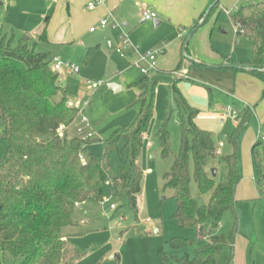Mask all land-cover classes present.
Returning <instances> with one entry per match:
<instances>
[{"label": "trees", "instance_id": "16d2710c", "mask_svg": "<svg viewBox=\"0 0 264 264\" xmlns=\"http://www.w3.org/2000/svg\"><path fill=\"white\" fill-rule=\"evenodd\" d=\"M217 6L218 2L205 18ZM231 19L236 34L246 37L252 45L251 59L231 69L248 70L264 79V0L240 6ZM196 29L194 25L190 33ZM38 39L46 41L45 31ZM36 46L37 42L16 38L13 31H5L0 24V120L4 123L0 137L7 142L0 162V251L19 259L16 264H74L81 253L64 229L76 224L74 213L79 205L103 201L115 150H118L120 165L118 175L111 178V198L122 199L137 220L143 178L138 156L142 136L152 117L156 80L144 75L133 85L138 90L136 101L140 110L130 125L117 128L103 140V154L99 158L88 147L92 140L83 141L76 134L69 136L78 109L73 102L69 105L70 93L57 82L58 72L51 68L52 56L37 51ZM94 49L89 48L87 54ZM176 81L171 90L183 129L179 151L170 171L163 176L164 189L175 190L172 197L177 208L173 217L178 225L196 229L197 236L206 242L192 256L176 257L161 249L160 264H216V256L226 249L230 261L238 233L235 225L227 237L214 230L225 212L234 211L236 189L241 180L236 134L248 121L250 109L238 116L230 136L234 151L219 158L226 175L215 182L207 170L209 160L217 156L212 136L195 125L197 110L186 103ZM149 88L151 95L147 99ZM166 126L165 121L158 131L162 155L170 152ZM60 127L63 128L61 135ZM251 157L256 168L258 199L262 201L264 142L252 145ZM191 175L199 192L210 194L205 204L189 195ZM187 243L181 237L169 240L174 250L186 247ZM0 264H4L2 260Z\"/></svg>", "mask_w": 264, "mask_h": 264}, {"label": "rangeland", "instance_id": "374dc122", "mask_svg": "<svg viewBox=\"0 0 264 264\" xmlns=\"http://www.w3.org/2000/svg\"><path fill=\"white\" fill-rule=\"evenodd\" d=\"M260 0H239L230 3L233 8L257 3ZM81 7L82 1L76 2ZM231 7V6H230ZM227 7L226 9H230ZM226 14L215 8L204 24L191 36L188 43H182L191 31L179 30L173 32L168 22L154 26L153 21H141V15L131 13L126 21L129 26L123 27L121 16L116 20L122 30L127 33L129 41L139 54L147 51H158L155 70L147 77L156 80L152 97V117L142 136L138 165L143 171L141 192L138 196L137 220L128 205L120 198H111V178L118 175L120 156L118 150L112 152L111 167L108 169V180L103 189L102 202H88L76 208L74 220L76 224L64 229L71 243L81 256L74 264H160L159 250L176 257L185 254L192 256L196 248L206 241L197 236L194 228H181L173 215L176 203L173 199L175 190L164 189L163 176L170 171L174 156L180 147L181 132L180 111L175 103L171 84L175 81L180 63L186 61L191 51H203L209 46L220 55L227 58L249 60L251 42L244 36L236 34L232 15L236 9ZM68 9L61 0H10V4L0 0V24L5 31H13L16 38L28 37L30 42H37V51L58 55L62 61L73 65V71L62 68L58 72L57 82L67 88L69 102L86 103L83 115L88 120L93 133L88 147L99 158L102 157L103 140L121 127L130 125L140 107L136 101L138 90L133 87L143 74L131 62L135 56L121 57L115 48L120 46L118 36L120 29L111 27L100 28L94 33L88 32L89 22L79 16L69 21ZM45 31L49 41L67 44H48L39 40V34ZM178 34V36H177ZM177 41L173 43V41ZM187 40V39H186ZM186 42V41H185ZM95 48L90 55L89 48ZM113 83L120 86L117 93L108 89ZM191 83V82H190ZM196 85V84H195ZM182 85L176 81L180 90ZM200 86V85H199ZM181 92V91H180ZM216 91L213 90V95ZM150 88L146 92L150 98ZM224 99V98H223ZM225 105L240 108L241 104L225 97ZM241 109V108H240ZM167 123L170 136V152L161 154V140L158 135L163 122ZM4 123L0 120V135ZM75 124L68 131L69 136L75 134ZM235 130L233 120L224 124L219 136L213 137L217 156L208 163V174L218 182L226 175V169L219 158L233 153L234 148L230 136ZM264 135V125L258 128L255 119L250 118L236 134V157L242 184H248V176L255 175L254 163L250 155L251 141H260ZM219 143L222 144L219 147ZM119 144L118 147H120ZM7 147V142L0 137V162ZM217 168L213 176L211 170ZM190 162V174L192 173ZM189 195L201 203H206L210 194H201L191 175ZM113 204L114 209L110 208ZM148 220V221H146ZM84 222V224H81ZM237 229L233 255L228 261V250H223L215 258L216 264H264V200H248L237 198L234 211L223 214L220 225L215 233L229 236ZM181 237L187 240V246L182 249H172L169 240ZM0 260L4 264H16L9 254H2Z\"/></svg>", "mask_w": 264, "mask_h": 264}, {"label": "crops", "instance_id": "0c3cea01", "mask_svg": "<svg viewBox=\"0 0 264 264\" xmlns=\"http://www.w3.org/2000/svg\"><path fill=\"white\" fill-rule=\"evenodd\" d=\"M61 1L68 9L69 21L76 18L75 21L77 23L79 16L81 17V15H83V18L89 22L88 29L90 27H95L93 32H89V30L88 32L94 33L97 30L99 19L107 13L113 14L115 18L121 16L123 20L122 26L127 27L129 24L126 21L129 15L131 13L142 15L145 9L156 13L157 18L155 20H158V24H153L154 26L160 25L163 22H168L173 32L188 30L194 25H196L198 29L207 20L208 17L205 18V12L214 0H106L104 6L94 11H87L84 7L90 0ZM77 1H82L81 7L77 6ZM236 1L239 0H217L216 2H218L217 7L220 11L221 9L232 11L234 6L232 7L230 3H235ZM2 2L8 5L10 4V0L6 2L2 0ZM227 7H230V9H226ZM193 33H189V35L184 38L182 37V35L185 34L184 32L181 36H178V34L177 36L179 39H183L182 43H188ZM43 42H47L50 45L67 44L54 40L49 41L47 37L46 41ZM176 42L175 40L173 41V43ZM189 55V57H185L184 55L186 61L180 63V68L178 69L177 75H175V80L182 85L180 90H178L181 91L180 93L184 97L186 103L197 110L194 123L199 129L209 132L212 139L214 136H219V133L222 132L224 128V124L228 121L227 119L225 122H222L225 109L230 106L227 104L225 105V97L231 98L232 100L235 99L237 100L236 102L241 104V109L232 107L238 111L239 118L243 115L245 110L248 111V109H250L248 120L253 117L258 128L264 125V79L251 74L248 70L231 69V67L234 66L241 67L244 65L251 59V55L250 59L247 61L242 59H231L229 57L225 58L209 46H204L203 51L196 48L195 51H191ZM67 72L69 71L67 70ZM213 90L216 91L215 95H213ZM236 125L237 122L233 120V126L236 127ZM256 142L257 141H251L250 143V155L251 147ZM215 170L217 172V168ZM246 178H249L248 184H246L247 187L243 186L242 178L237 186L236 202L238 197L248 200H260L258 199V187L256 185V168L255 175L251 174V176L248 177L246 175ZM80 206L81 205L78 207ZM81 224H84V222H81Z\"/></svg>", "mask_w": 264, "mask_h": 264}, {"label": "built area", "instance_id": "2783aa9c", "mask_svg": "<svg viewBox=\"0 0 264 264\" xmlns=\"http://www.w3.org/2000/svg\"><path fill=\"white\" fill-rule=\"evenodd\" d=\"M6 2L7 0H3ZM54 1V0H52ZM106 0H90L85 4V9L87 11H94L97 8L104 6ZM226 14H230V11H226ZM157 18L156 13L145 9L141 15V21H153ZM98 26L100 28L111 27L112 29H120L121 32L118 36V40L120 42V46L115 48L116 53H118L121 57H128L135 56V59L131 62L143 75H147L150 72L155 70L156 66V57L158 55V51H147L143 54H139L137 48H134L128 38L127 33L122 30L121 24L116 20L115 16L111 13H107L105 16L99 19ZM89 32H93L95 27H90ZM51 68L54 72H59L62 68H65L69 72L73 71V65L69 62L62 61L60 57L53 56L51 61ZM86 103L82 102L81 104H75V107L78 109V117L75 122V134L78 138L83 141L90 140L93 137V133L90 131V126L88 124V120L83 115L84 107ZM239 113L237 110L233 109L231 106L226 107L225 112L223 114L222 122H225L227 119H232L237 122ZM63 128L60 127L58 129L59 134L61 135ZM260 141L264 142V135L260 137ZM219 147L222 146L221 143L218 145ZM216 152V150H215ZM217 154V152H216ZM77 206V204H76ZM111 209H114V205H110ZM148 221V220H147Z\"/></svg>", "mask_w": 264, "mask_h": 264}, {"label": "water", "instance_id": "95a60500", "mask_svg": "<svg viewBox=\"0 0 264 264\" xmlns=\"http://www.w3.org/2000/svg\"><path fill=\"white\" fill-rule=\"evenodd\" d=\"M216 1H217V0H214V1L212 2V4L208 7V9H207L206 12H205V15L209 12L210 8L216 3ZM153 24H154V25L158 24V20H154V21H153ZM107 87H108V89L112 90V91L115 92V93H117V92H119V91L121 90L120 86H118V85H116V84H113V83L108 84ZM69 105H71V102H69ZM211 173H212L213 176L215 175V173H216L215 168H213V169L211 170Z\"/></svg>", "mask_w": 264, "mask_h": 264}]
</instances>
